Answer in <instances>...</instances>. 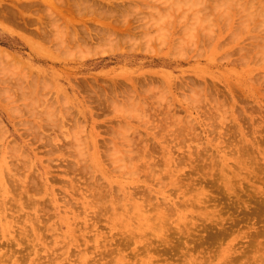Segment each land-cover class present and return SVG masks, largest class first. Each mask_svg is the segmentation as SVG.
I'll return each instance as SVG.
<instances>
[{
	"label": "rangeland",
	"instance_id": "rangeland-1",
	"mask_svg": "<svg viewBox=\"0 0 264 264\" xmlns=\"http://www.w3.org/2000/svg\"><path fill=\"white\" fill-rule=\"evenodd\" d=\"M161 1L140 18L177 31L136 52L65 58L0 17V264H264V10Z\"/></svg>",
	"mask_w": 264,
	"mask_h": 264
},
{
	"label": "bare ground",
	"instance_id": "bare-ground-1",
	"mask_svg": "<svg viewBox=\"0 0 264 264\" xmlns=\"http://www.w3.org/2000/svg\"><path fill=\"white\" fill-rule=\"evenodd\" d=\"M112 1L107 0L105 2L102 0H42V1L30 0L29 2H23L19 5L17 3V5H15V6H20V7H14L13 9L7 8V9L2 10V8H1L0 17L4 21H6L8 23V25L14 24L15 26H17V28L21 31V33L19 32L20 35L21 36L25 35L24 38L31 43V46L34 49L42 47L41 43L44 41H47V40L50 41L52 39L54 41L57 40L56 42H54L55 44L53 46L55 49L63 48L64 52H67L66 53L67 56L65 58L69 57L68 55L71 56V54L74 53L73 52L71 54H68V51H70L68 49L69 44H71L72 46L78 47V52H80L84 56H86V55L93 56V55H97V54L99 55V54L106 53L110 50L114 51L115 49L120 48L121 46L123 47L124 44H126V43L131 44L130 45L131 47L132 46H138L141 43V44H145L149 48L152 46L151 45L152 44L151 42H153L152 40H154L156 38L155 34H153L155 36V38L152 40L150 39V37L149 38L147 37V35L150 32H152L153 27L155 30L154 32L157 33V39H158V41H156V42H158L157 44H160L159 43L160 41H162V43H165V40H162V39L164 37L165 38L168 37L167 36V35H169L168 27H170L171 30L173 31L174 24L172 21H174L175 19L174 20L171 19L169 11H167L166 13H163V11L165 9L162 12L158 11V13L156 11V14L158 15V17H156L157 19H155L153 21L144 19V22H143L142 19L140 18L139 14L140 15L142 14L143 8H145L147 5H148V7L153 6L150 3H153L156 0H121V2L119 0L118 2H116L117 3L116 5L113 4L114 2H112ZM163 1H161V2L164 3V6H180V5L189 6L188 2H185L182 0H168L170 2V4L166 3L167 0H163ZM190 2L193 4H196V6H207L208 5L203 0H196V1L191 0ZM219 2H221V3L223 2L224 6H232V5H234V3L235 4L244 3L243 8L246 10V8L244 6H250L249 12H251L253 10L254 13H257V12L259 13L258 10H264V7H263L264 6V0H222V1L220 0ZM2 3L0 1V4H2ZM221 3L215 2L214 5L218 6ZM154 4H156V3H154ZM143 5L145 7L142 8L141 6H143ZM8 6H9V4H8ZM10 6H12V5L10 4ZM247 9H248V7H247ZM146 10L148 12V9H146ZM156 10H158V9H156ZM151 11H153V8ZM167 15H169V16H167ZM174 15L175 14L172 13V16H174ZM262 16L264 17V15H262ZM174 17H172V18H174ZM151 19H153V18L151 17ZM195 19H197L196 24L193 21L192 24L190 25V27L186 28V30H184V32L186 31L185 32L186 36L185 37L183 36L182 38H180L181 40H184L185 44H189V43L191 44L193 39H195V37H197V35L195 33L196 31L194 32V30L197 29L196 27L198 25H203L200 22H198V20L200 19L198 16L195 17L194 20ZM77 23L82 25L81 30H80L81 26L80 27L76 26ZM32 26H34V27H32ZM175 26H178V25H175ZM12 27H14V26H12ZM151 27H152V29H151ZM182 29H183V27H182ZM247 29H249V27H247ZM184 32L182 33V35L184 34ZM26 36H29V37L31 36L34 38L37 37L36 39L39 38L40 41L37 40V42H36V41H34L35 39L33 40V38H29ZM150 36H152V33ZM145 37H146V39L144 40ZM27 38H29V39H27ZM207 38L209 40H211V38H209V37H207ZM199 39H200V37H199ZM216 39H219V38H216ZM53 40L50 42H53ZM150 40H151L150 43L145 42V41H150ZM167 41L169 42V38L166 40V42ZM172 41H173V39H172ZM88 42H96L97 44L94 46H91V45H88ZM168 42L166 44H168ZM194 42H196V41H194ZM141 44H140V46H141ZM155 44H153V45L155 46ZM177 44L178 43L176 42V45ZM202 44H204V42ZM212 44H213V42H212ZM212 44H211V47H212ZM164 45L162 44V46H164ZM215 45H217V44H215ZM146 46L143 45V47H141L143 50L138 48L139 51L141 50V52L143 51V53L149 52L151 54L156 53L154 51L156 49H153L154 52L152 50H151L152 52H150L148 50V48L147 49L145 48L146 51H144V47H146ZM160 46H161V44H160ZM160 46H159V48H160ZM122 47L119 50H122ZM253 47H255V45ZM135 48L136 47H134V48L132 47L130 49V51H132L133 49L135 50ZM155 48H156V46H155ZM215 48H216V46H215ZM263 48H264V46H263ZM263 48H261V50ZM40 49H41V51L43 50L42 48H39V50ZM171 49H170V51H171ZM173 49L176 50L175 44H174ZM125 50H126V48H125ZM177 50H179V49H177ZM136 51H137V49L135 50V52ZM184 51H186V50H184ZM55 52L57 54L58 51H55ZM175 52L176 51L173 52L174 56H175ZM178 52L181 53L182 51L181 52L178 51ZM178 52H176L177 53L176 57L179 56ZM59 53L60 52H58V55H59ZM182 54H184V52ZM186 54H188V53H186ZM9 55L10 54L8 53L7 56H9ZM44 55H47V54H44ZM63 55H65V54L63 53L62 56ZM0 56H3V55L0 54ZM5 56L6 55L4 54L3 57L5 58ZM7 56L5 59L2 57H0V59H4L7 62V61H9ZM169 56L174 57L170 53H169ZM181 56H182L181 58L184 57L183 55H181ZM11 57L12 56L10 55L9 56L10 60H11ZM50 57H52V56L50 55ZM63 57H61V58H63ZM58 59H60V58H58ZM0 61H3V60H0ZM2 67H4V66H1V68ZM4 91L6 93V90H4ZM1 95H3V94H1ZM135 95H136V93H135ZM135 95L133 98L126 99V100H128L127 102L130 106L139 105L137 103L138 100L136 101V99H135ZM129 96L131 97V95H129ZM2 97H4V95ZM6 101H8V100H6ZM158 132L160 133V131H158ZM160 134H162V132ZM129 159L134 160V158H131V157ZM135 161H137V162L135 163ZM135 161H130V165L128 164V167L132 171V173L134 171H136V169H138L139 160H135ZM158 213H160V212L158 210H155V216L156 217H153L156 229L157 228L160 229V227H162V225H163L162 223H160V222H163V220H161L162 215L159 217ZM27 234L28 233H26V235ZM191 264H194V263H191Z\"/></svg>",
	"mask_w": 264,
	"mask_h": 264
}]
</instances>
